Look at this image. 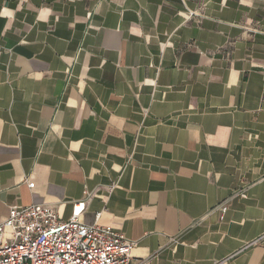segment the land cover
<instances>
[{"label": "crops", "instance_id": "crops-1", "mask_svg": "<svg viewBox=\"0 0 264 264\" xmlns=\"http://www.w3.org/2000/svg\"><path fill=\"white\" fill-rule=\"evenodd\" d=\"M81 202L134 259L264 264V0H0V224Z\"/></svg>", "mask_w": 264, "mask_h": 264}, {"label": "built area", "instance_id": "built-area-1", "mask_svg": "<svg viewBox=\"0 0 264 264\" xmlns=\"http://www.w3.org/2000/svg\"><path fill=\"white\" fill-rule=\"evenodd\" d=\"M85 210V202L74 204L64 220L44 205L11 207L0 224V234L10 235L0 244V264H157L134 259V242L113 227L83 223Z\"/></svg>", "mask_w": 264, "mask_h": 264}]
</instances>
